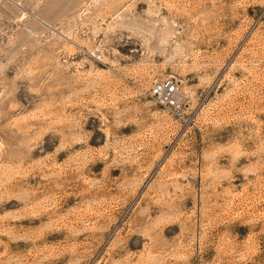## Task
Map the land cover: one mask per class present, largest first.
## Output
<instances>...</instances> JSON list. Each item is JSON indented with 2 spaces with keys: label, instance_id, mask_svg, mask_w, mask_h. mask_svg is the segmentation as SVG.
I'll return each instance as SVG.
<instances>
[{
  "label": "rangeland",
  "instance_id": "rangeland-1",
  "mask_svg": "<svg viewBox=\"0 0 264 264\" xmlns=\"http://www.w3.org/2000/svg\"><path fill=\"white\" fill-rule=\"evenodd\" d=\"M0 264H264V0H0Z\"/></svg>",
  "mask_w": 264,
  "mask_h": 264
},
{
  "label": "built area",
  "instance_id": "built-area-1",
  "mask_svg": "<svg viewBox=\"0 0 264 264\" xmlns=\"http://www.w3.org/2000/svg\"><path fill=\"white\" fill-rule=\"evenodd\" d=\"M147 93L174 113H178L181 102L177 96V82L172 77L154 80Z\"/></svg>",
  "mask_w": 264,
  "mask_h": 264
}]
</instances>
